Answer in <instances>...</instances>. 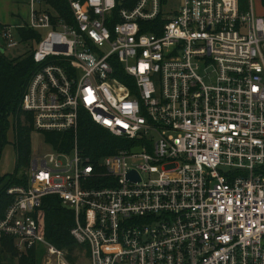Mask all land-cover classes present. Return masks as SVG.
Returning a JSON list of instances; mask_svg holds the SVG:
<instances>
[{
    "label": "built area",
    "instance_id": "obj_1",
    "mask_svg": "<svg viewBox=\"0 0 264 264\" xmlns=\"http://www.w3.org/2000/svg\"><path fill=\"white\" fill-rule=\"evenodd\" d=\"M66 2L70 22L30 1L21 27L44 35L20 108L72 147L7 189L0 242L16 262L41 248L44 264H264V17L251 0ZM20 42L7 27L4 51ZM84 118L113 153H84ZM48 196L73 213L74 252L40 233Z\"/></svg>",
    "mask_w": 264,
    "mask_h": 264
},
{
    "label": "trees",
    "instance_id": "obj_2",
    "mask_svg": "<svg viewBox=\"0 0 264 264\" xmlns=\"http://www.w3.org/2000/svg\"><path fill=\"white\" fill-rule=\"evenodd\" d=\"M166 1V0H162ZM47 11H51L54 18L67 22L72 15L66 0H40ZM240 11L249 9V0H238ZM264 7V0H261ZM40 3V4H41ZM7 26L0 24V45L3 41V33ZM21 42L30 44L28 52L17 58L8 59L0 52V156L3 148L8 145L7 132L13 131L12 146L15 153V169L12 174L0 176V219L11 204V197L7 195V189L14 186L27 185V171L30 169L31 151L30 135L34 131L31 116L22 112L20 108L22 95L26 85L37 70L32 60L33 52L42 39L41 33L27 27L15 28ZM3 48V47H2ZM4 49V48H3ZM11 118V122L9 121ZM45 144L54 151H69L72 147L70 133L40 132ZM79 146L86 155L105 156L113 153L118 147V139L113 138L108 132L97 127L86 118L79 125ZM18 172H21L20 174ZM41 235L54 247L71 252L77 248L69 232L72 228L73 213L61 205L57 196L44 198L41 209L36 215ZM41 248H34L26 255L18 258V252L14 248L12 239H2L0 242L1 264H38ZM69 262H72L68 258Z\"/></svg>",
    "mask_w": 264,
    "mask_h": 264
},
{
    "label": "rangeland",
    "instance_id": "obj_3",
    "mask_svg": "<svg viewBox=\"0 0 264 264\" xmlns=\"http://www.w3.org/2000/svg\"><path fill=\"white\" fill-rule=\"evenodd\" d=\"M8 0H0V23H9L12 26V29L15 30V24H13V20H15V17H12L11 13L18 14V12L28 13V5L26 0H14L11 1V4L14 6L16 12H13L10 9V4L8 3ZM252 7L254 9V13L258 17H264V7L262 5L261 0H251ZM47 7V6H46ZM45 5L43 3L40 4L39 10L41 11H46L48 13H51V11H47ZM35 9H38L37 5H35ZM25 20V19H24ZM8 27V26H7ZM41 36L43 37L44 32H40ZM3 47V45H0ZM30 49V44L26 42H20L18 46L12 49H6L5 55L7 56L8 59H13L17 58L19 56H22L28 52ZM9 121L11 122V118H9ZM7 140H8V145H6L1 153L0 156V176H6L9 174H12L14 169H15V153L14 149L12 146V141H13V131L12 128L10 127L8 132H7ZM30 151H31V162L35 160H40L42 157L54 154L55 151L47 144L44 143L43 137L40 132L38 131H32L30 135ZM19 174L21 172H18ZM77 250L75 248L72 250L74 252ZM44 257L43 253H39V262L38 264H44L43 259ZM70 260L72 258L69 257ZM69 261V260H68ZM73 263L74 260H72Z\"/></svg>",
    "mask_w": 264,
    "mask_h": 264
},
{
    "label": "crops",
    "instance_id": "obj_4",
    "mask_svg": "<svg viewBox=\"0 0 264 264\" xmlns=\"http://www.w3.org/2000/svg\"><path fill=\"white\" fill-rule=\"evenodd\" d=\"M9 2V4H10V9L13 11V12H16V10H15V8H14V6L11 4V1H14V0H8ZM28 3H27V5H28V13L26 14V12L25 13H20V12H18V14H15V15H13L14 13H12V12H10L12 15V17H15V20H13L12 22H13V24H15V28H18V27H21L22 25H24L26 22H27V20L29 19V16H30V1L31 0H26ZM39 6H40V4L39 5H37V7H38V10H39ZM25 19V20H24ZM0 24H2V25H5V26H8V27H10V28H12V26L9 24V23H0Z\"/></svg>",
    "mask_w": 264,
    "mask_h": 264
},
{
    "label": "water",
    "instance_id": "obj_5",
    "mask_svg": "<svg viewBox=\"0 0 264 264\" xmlns=\"http://www.w3.org/2000/svg\"><path fill=\"white\" fill-rule=\"evenodd\" d=\"M0 52L1 53H4V49L0 46ZM133 176H135L132 172H130L129 174H128V178H131V177H133Z\"/></svg>",
    "mask_w": 264,
    "mask_h": 264
}]
</instances>
